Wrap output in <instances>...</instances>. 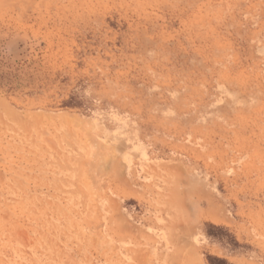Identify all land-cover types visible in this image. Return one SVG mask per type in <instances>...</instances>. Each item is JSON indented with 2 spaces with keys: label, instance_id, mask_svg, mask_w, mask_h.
<instances>
[{
  "label": "rangeland",
  "instance_id": "obj_1",
  "mask_svg": "<svg viewBox=\"0 0 264 264\" xmlns=\"http://www.w3.org/2000/svg\"><path fill=\"white\" fill-rule=\"evenodd\" d=\"M0 264H264V0H0Z\"/></svg>",
  "mask_w": 264,
  "mask_h": 264
}]
</instances>
